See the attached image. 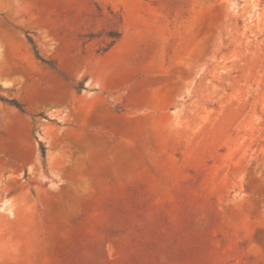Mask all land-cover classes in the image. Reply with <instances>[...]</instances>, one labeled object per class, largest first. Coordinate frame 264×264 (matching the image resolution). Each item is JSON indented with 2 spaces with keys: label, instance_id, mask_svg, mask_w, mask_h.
<instances>
[{
  "label": "rangeland",
  "instance_id": "1",
  "mask_svg": "<svg viewBox=\"0 0 264 264\" xmlns=\"http://www.w3.org/2000/svg\"><path fill=\"white\" fill-rule=\"evenodd\" d=\"M0 87V264H264V0H0Z\"/></svg>",
  "mask_w": 264,
  "mask_h": 264
},
{
  "label": "trees",
  "instance_id": "2",
  "mask_svg": "<svg viewBox=\"0 0 264 264\" xmlns=\"http://www.w3.org/2000/svg\"><path fill=\"white\" fill-rule=\"evenodd\" d=\"M110 37L113 39V41H112V43H111V45H113V44H114V43L120 38V34H119V33L111 34ZM28 39H29L30 43L33 45V48H34V50H35V53H36L37 57L40 59V54H39V51H38V49H37V46H36L35 42H34L33 39L30 38V37H28ZM111 45H110V46H111ZM109 48H110V47L106 48L105 51H107ZM1 91H2V90H1V87H0V104H1V102H9L12 106L16 107V108L19 109L20 111H23V107L21 106V104H20L19 102H17L15 99H12V100H9V101L6 100V99L2 96ZM41 151H42V155H43V157L46 158V148L43 146V144H41Z\"/></svg>",
  "mask_w": 264,
  "mask_h": 264
}]
</instances>
